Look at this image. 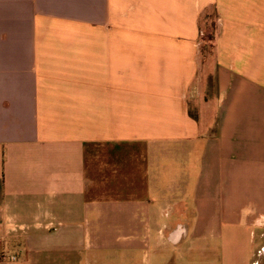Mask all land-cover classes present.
<instances>
[{"label": "crops", "instance_id": "crops-1", "mask_svg": "<svg viewBox=\"0 0 264 264\" xmlns=\"http://www.w3.org/2000/svg\"><path fill=\"white\" fill-rule=\"evenodd\" d=\"M184 243L264 257V0H0V264Z\"/></svg>", "mask_w": 264, "mask_h": 264}, {"label": "rangeland", "instance_id": "rangeland-1", "mask_svg": "<svg viewBox=\"0 0 264 264\" xmlns=\"http://www.w3.org/2000/svg\"><path fill=\"white\" fill-rule=\"evenodd\" d=\"M212 18L214 16L212 15ZM211 26H208L207 29L204 31L203 35V41H205V44H203V54L209 55V52H213V46L210 44V41H212L214 37V28L213 24H210ZM206 57V56H205ZM250 235L249 233H245L242 235L240 243H239V252H244L247 249V243ZM212 247L214 246H220V242H212ZM186 245V246H185ZM190 245L187 243H184L183 245L179 247L169 246L165 247L164 249H161L159 252H154L150 257V262L152 264L154 263H162V264H202L204 262H213V264H220V262H225L223 260L224 252L220 251L219 248H215V250H212L211 252L203 253L199 249V246L195 247L194 251H189ZM221 247V246H220ZM255 247H258V241L255 242ZM256 250V249H255ZM258 254L260 251L257 252ZM257 253L255 252L256 256L254 259H259L257 256ZM223 254V255H222ZM140 258V257H139ZM261 264H264V257L260 258ZM211 264V263H210Z\"/></svg>", "mask_w": 264, "mask_h": 264}, {"label": "built area", "instance_id": "built-area-1", "mask_svg": "<svg viewBox=\"0 0 264 264\" xmlns=\"http://www.w3.org/2000/svg\"><path fill=\"white\" fill-rule=\"evenodd\" d=\"M7 259H9L10 261H17L18 257L16 255H13V256L7 257Z\"/></svg>", "mask_w": 264, "mask_h": 264}]
</instances>
